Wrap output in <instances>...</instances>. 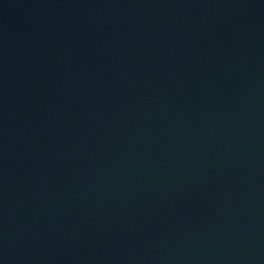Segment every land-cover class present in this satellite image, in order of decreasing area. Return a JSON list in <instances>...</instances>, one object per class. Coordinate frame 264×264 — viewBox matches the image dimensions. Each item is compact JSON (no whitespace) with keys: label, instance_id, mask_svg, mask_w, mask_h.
<instances>
[{"label":"water","instance_id":"1","mask_svg":"<svg viewBox=\"0 0 264 264\" xmlns=\"http://www.w3.org/2000/svg\"><path fill=\"white\" fill-rule=\"evenodd\" d=\"M0 264H264V0H0Z\"/></svg>","mask_w":264,"mask_h":264}]
</instances>
